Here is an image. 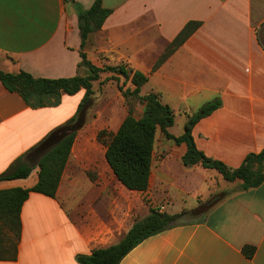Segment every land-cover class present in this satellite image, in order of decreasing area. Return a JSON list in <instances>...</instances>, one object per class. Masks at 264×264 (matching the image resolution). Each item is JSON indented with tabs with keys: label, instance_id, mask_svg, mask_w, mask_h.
Segmentation results:
<instances>
[{
	"label": "crops",
	"instance_id": "1",
	"mask_svg": "<svg viewBox=\"0 0 264 264\" xmlns=\"http://www.w3.org/2000/svg\"><path fill=\"white\" fill-rule=\"evenodd\" d=\"M94 1L0 0V70L44 79L87 75L81 67L76 4L89 9ZM103 6L112 14L84 49L93 64L125 63L148 75L142 96L159 94L185 123L220 98L221 107L195 126L193 136L200 151L232 169L264 149V44L259 35L264 5L258 0H103ZM192 21L202 22L200 29L155 70ZM84 96L85 90L63 94L56 107L32 108L0 80V174L19 158L37 163L41 156L30 161V154L75 116ZM66 107L68 114L56 115ZM89 121L78 131L56 197L31 193L23 205L17 260L0 264H79V255L119 243L151 208L180 214L205 206L202 202L214 195L220 198L205 206L202 221L146 239L120 264H264V182L243 190L242 181L228 182L214 169L185 166L187 146L165 139L154 151L149 188L129 191L108 165L106 147ZM174 127L169 128L172 135L184 133L174 134ZM38 180L35 166L26 179L0 182V191L29 189ZM246 245L256 248L251 259L242 251Z\"/></svg>",
	"mask_w": 264,
	"mask_h": 264
},
{
	"label": "trees",
	"instance_id": "2",
	"mask_svg": "<svg viewBox=\"0 0 264 264\" xmlns=\"http://www.w3.org/2000/svg\"><path fill=\"white\" fill-rule=\"evenodd\" d=\"M65 1L73 2V0ZM76 9L82 37L81 67L87 69V75L44 79L35 78L24 71L12 74L0 70V80L6 89L18 93L32 108L56 107L60 105L63 94L75 95L85 90V96L75 116L65 126L49 135L48 138L54 134L59 136V142L56 145L44 152L37 163L19 158L0 174V182L26 179L31 175L35 166L39 167V180L34 187L0 191V222H2L0 224V260L14 261L18 258V246L22 235L21 213L30 194L39 193L51 198L56 197L78 131L85 125L87 112L93 105V82L99 81L102 73L111 72L124 77L125 82L131 81L134 89L128 88L124 91L120 87L121 92L124 97L128 95L139 97L145 107L140 118L135 117L129 110L118 131L108 142H102L106 147L105 159L108 165L126 189L144 192L149 188L156 137L159 131L174 144L187 146V151L182 158L185 166L192 167L201 164L206 169H214L228 182L242 181L243 190L258 188L264 182V149L259 153L248 154L240 167L232 169L223 161L212 159L197 148L193 130L202 119L209 117L221 107L220 98L205 104L195 114L189 116L181 136L172 135L169 128L175 124L174 110L161 102L159 94L151 93L140 96L142 87L149 81L148 75L130 69L125 63L118 66L99 67L93 64L84 52L89 36L102 29L105 21L112 14V10L103 6V0H95L89 9L76 4ZM201 26L202 22H189L170 43L154 69L156 70L183 46ZM118 76H116L117 79H119ZM68 127H75L76 131L64 133L63 131ZM101 135L102 132L99 134L100 140ZM206 210L204 205H200L196 209L183 211L180 214H169L157 208H151L147 217L143 220H136L119 243L107 248L95 249L89 255H79L77 261L79 264H120L146 239L179 226V222L186 216L195 218L203 216ZM4 229H8V233L4 232ZM242 251L247 258L251 259L255 255L256 248L246 245Z\"/></svg>",
	"mask_w": 264,
	"mask_h": 264
},
{
	"label": "rangeland",
	"instance_id": "3",
	"mask_svg": "<svg viewBox=\"0 0 264 264\" xmlns=\"http://www.w3.org/2000/svg\"><path fill=\"white\" fill-rule=\"evenodd\" d=\"M260 5H264V0H258ZM260 39L264 44V25L259 30ZM106 76V77H105ZM118 75L106 72L101 74L100 80L97 82L95 87L96 92L94 93L97 96L96 99H93V105L88 110V114L86 116V123L89 119V128L91 130H98L99 134L102 132L101 140L98 141L103 145L102 142H108L112 136L118 131L122 122L128 115L129 110H131L135 117L140 118L144 113V104L141 99L137 96L128 95L124 97L123 93L120 90V87L125 91L129 86V81L125 82V78ZM146 90V89H145ZM140 96L142 94L140 93ZM78 97V95H77ZM70 111V107L63 108L56 115H64L68 114ZM188 120V119H187ZM85 123V124H86ZM187 123V122H186ZM183 114H178L175 119V127L172 132L174 134H180L184 131V125H186ZM165 136L159 131L157 134V142L155 144V149L158 150L160 148L162 142L165 140ZM104 146V145H103ZM157 161H159V157L156 156ZM104 160L102 158V153L97 154L96 162L100 164V162ZM217 195L212 196L209 200L202 202L203 204H207L210 200L215 198ZM191 201H189V204ZM205 218V215L200 217H192L186 216L181 222L180 225L183 224H193L202 221ZM139 220V219H137ZM14 241V239H13Z\"/></svg>",
	"mask_w": 264,
	"mask_h": 264
},
{
	"label": "water",
	"instance_id": "4",
	"mask_svg": "<svg viewBox=\"0 0 264 264\" xmlns=\"http://www.w3.org/2000/svg\"><path fill=\"white\" fill-rule=\"evenodd\" d=\"M76 131L75 127H68L66 128L63 132L64 133H69V132H74ZM59 136L57 134L52 135L46 142H44L41 146L36 148L29 156V160L33 161L38 159L44 152H46L49 148L53 147L59 142ZM219 196H216L212 200H210L207 204H205L206 207L212 206L214 203H216L219 200Z\"/></svg>",
	"mask_w": 264,
	"mask_h": 264
}]
</instances>
